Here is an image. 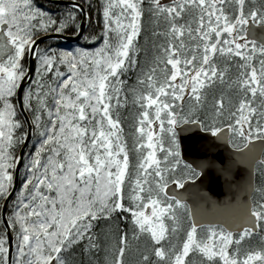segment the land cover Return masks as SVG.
I'll return each instance as SVG.
<instances>
[{
  "label": "snow or ice",
  "instance_id": "obj_1",
  "mask_svg": "<svg viewBox=\"0 0 264 264\" xmlns=\"http://www.w3.org/2000/svg\"><path fill=\"white\" fill-rule=\"evenodd\" d=\"M144 4L88 0L89 10H102L103 31L84 38L102 43L57 51L40 48L42 37L78 28L83 3L53 16L34 0H0V200L12 195L13 172L24 160V182L0 230V264H74L77 247L89 256L101 249L94 222L125 213L132 236L117 226L104 264H129L133 248L137 264H264V183L249 184L250 199L231 221L199 218L183 194L168 191L203 174L183 158L177 129L185 125L244 154L264 176V35L260 43L250 38L253 27L264 30V0L260 7L252 0L247 11L246 0H148L166 30L153 33L164 43L131 89L139 108L133 175L120 119L128 103L122 77L139 63ZM26 56L37 62L22 97L37 146L20 157L28 132L13 98L30 75ZM237 58L240 71L228 81L227 65ZM218 85L236 99L214 94ZM254 236L262 246L245 249Z\"/></svg>",
  "mask_w": 264,
  "mask_h": 264
},
{
  "label": "water",
  "instance_id": "obj_2",
  "mask_svg": "<svg viewBox=\"0 0 264 264\" xmlns=\"http://www.w3.org/2000/svg\"><path fill=\"white\" fill-rule=\"evenodd\" d=\"M51 4L72 7L74 1L63 0H44ZM86 12V11H85ZM87 13L82 15V22L77 36L70 37L59 34L47 35L42 37L43 42L39 47L49 40H59L63 42L75 43L81 40L86 30ZM256 38L261 42V36L264 30L253 27ZM251 37V36H250ZM253 38V37H251ZM35 59L30 56L29 59V77L23 82L21 90L18 91V103L20 109L28 123V137L26 147H23L20 157H24L32 139V126L28 116L23 108V89L31 82L35 72ZM187 129V130H186ZM181 151L184 160L192 164L197 170L203 169L201 178L195 184H188L185 189L170 186L169 193H181L186 197L187 203L199 215V218L208 221H231L238 216L240 207L250 199L249 184L254 186V166L248 164V157L241 153L233 152L228 144L216 140L208 133L200 131L194 125H185L178 129ZM257 150L260 148L259 142H256ZM245 162L241 163L240 161ZM23 159L17 164L15 170L14 187L12 195L5 200L2 208L3 224L7 220L9 205L15 196L20 182ZM9 240L11 244V253L14 252V235L11 229H8Z\"/></svg>",
  "mask_w": 264,
  "mask_h": 264
},
{
  "label": "trees",
  "instance_id": "obj_3",
  "mask_svg": "<svg viewBox=\"0 0 264 264\" xmlns=\"http://www.w3.org/2000/svg\"><path fill=\"white\" fill-rule=\"evenodd\" d=\"M77 1L85 5L87 12H88V17H90L88 21V27H87V32H86L85 37L90 36V35L100 36V34L103 31L102 10L97 11L96 7H92L89 10L88 0H77ZM34 2L36 3L37 6L43 8L46 11H49L53 16H59L61 12H66V10L69 9V8H64V7L52 6V5L46 4L45 2L41 0H34ZM93 3L98 5L100 3V0H93ZM144 7H145V12L142 17V32H141V35L138 37V46L141 50L140 55L138 57L139 63L137 67L135 68V70H130L128 73L125 74L124 77H122V79L126 81L125 89L127 92L128 103L126 107L120 109V119L122 122V126L124 128V136L127 140L128 147H129L130 163L132 165L133 175L135 172L134 166L137 162L136 153L133 150V143L135 139L134 132H135V126H136L139 108L137 105L133 103V94L131 92V89L133 87H139L137 85L138 76L142 74V70H146L147 67L151 66L154 57L160 52V45L164 43V37L154 36L153 33L166 30V25L164 21L162 19L158 21L157 18L152 16L151 13L148 11V0H145ZM77 17H78V23L80 25L81 15L79 12L77 13ZM78 29L79 27L78 28L72 27V28L66 29L64 32H62V34L74 35L78 32ZM101 43H102V39L96 40L95 43H92V42L86 41L84 38L81 42L77 44H64L60 42H49L45 44L42 48L50 46L52 48L57 49V51H74L76 48H84L85 50L92 51L96 47H99ZM24 63L27 66V57H25ZM218 63H220L221 67L225 66V62L223 60H218ZM237 63H238V58L236 62H232L227 65L228 73L226 76V80L231 81L237 77L240 71V69L237 67ZM61 70L65 72L67 71L66 68H64L63 66L61 67ZM221 91L232 94L233 99H236L234 92H231L228 89L227 85H218L217 88L214 89V94L218 95ZM13 99L15 101V97ZM17 112H18V109H17ZM28 114L32 120L31 114L29 112ZM18 118L23 121L19 112H18ZM24 127L26 129V126ZM36 142H37V138L34 137L32 144L30 146V149L27 152L26 156L29 153H34L35 146H37ZM20 148L21 147L16 149L18 156H19ZM23 173H24V168L22 172V178H21V184H20L19 191L24 182ZM13 177H14V172H13ZM3 202L4 200H0V230H3L4 228L2 224V220H1V208H2ZM12 205H13V202L10 206L9 213L11 211ZM128 215L129 214L127 213L123 215L115 214L111 221L100 220L98 222H94L95 227L93 229V232L95 236L99 237V243L101 245V249L99 250V253L101 254V256L98 252L95 253V255L93 256L94 258V261H93V258L85 254L82 248L77 247L74 250L72 257H71V259L74 261V264H89L91 262L95 264H104L103 262H101V260H104V257H105V252L103 250L104 246L106 242L111 239V236L115 232L117 226L119 227L121 231H127L129 238H131L132 236L131 225L127 223L126 220L124 219V217H127ZM182 238H183V235L181 236L180 239ZM139 247L143 249L144 245L142 242L139 244ZM127 259L129 260V264H137L139 255L136 252L135 248H133V250L127 254ZM85 260H88V262H86Z\"/></svg>",
  "mask_w": 264,
  "mask_h": 264
},
{
  "label": "rangeland",
  "instance_id": "obj_4",
  "mask_svg": "<svg viewBox=\"0 0 264 264\" xmlns=\"http://www.w3.org/2000/svg\"><path fill=\"white\" fill-rule=\"evenodd\" d=\"M260 172V171H259ZM264 178V176H261V173H260V178ZM148 211H150V209L148 210ZM183 234L181 233L180 234V237L182 236ZM184 238V237H183ZM183 238L181 239V240H183ZM262 246V243H261V240H260V237L259 236H254L250 241H245L244 242V248L245 249H248V248H259V247H261ZM75 250V249H74ZM98 253H99V251H98ZM100 254V253H99ZM95 255V253L91 256L92 258H93V256ZM100 256H101V254H100ZM155 259V258H154ZM86 262H88V260H85ZM93 261H94V258H93ZM89 262H90V260H89ZM101 262H103L104 263V260H101ZM89 264H94V263H89Z\"/></svg>",
  "mask_w": 264,
  "mask_h": 264
}]
</instances>
